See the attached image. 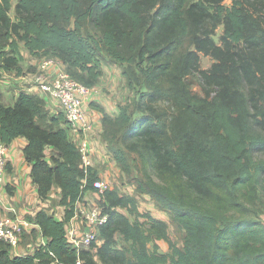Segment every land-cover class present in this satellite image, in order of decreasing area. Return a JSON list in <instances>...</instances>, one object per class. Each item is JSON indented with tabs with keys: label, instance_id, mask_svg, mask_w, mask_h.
<instances>
[{
	"label": "trees",
	"instance_id": "16d2710c",
	"mask_svg": "<svg viewBox=\"0 0 264 264\" xmlns=\"http://www.w3.org/2000/svg\"><path fill=\"white\" fill-rule=\"evenodd\" d=\"M11 1L0 0V79L21 75L20 42L31 55L60 59L88 87L103 75L100 52L120 64L136 97L118 103L117 113L91 103L101 114V139L126 175L136 154L135 192L150 195L184 231L177 246L165 221L139 212L135 196L106 189L100 204L108 220L100 244L80 251L85 264H264V0H17L14 18ZM219 25L220 43L212 36ZM200 53L214 59L208 69H200ZM194 71L203 94L188 83ZM65 125L38 94L21 90L12 104L0 94V141L26 138L38 197L58 187L64 208L62 219L36 212L45 243L32 254L11 255L0 240V264L77 259L64 226L100 177L80 167ZM46 147L53 149L48 159Z\"/></svg>",
	"mask_w": 264,
	"mask_h": 264
},
{
	"label": "built area",
	"instance_id": "2783aa9c",
	"mask_svg": "<svg viewBox=\"0 0 264 264\" xmlns=\"http://www.w3.org/2000/svg\"><path fill=\"white\" fill-rule=\"evenodd\" d=\"M28 78L32 85V93L43 97L46 106L53 103L56 112L58 107L63 113L68 135L81 154L80 167L87 174L88 168L94 166L95 149L90 134L95 129V123L86 110L85 103L90 99L94 86L88 87L72 78L65 71L62 61L56 57H44L40 69ZM8 152L9 145L0 141V192L3 190V193L7 191L5 180L9 161ZM92 189L91 192L94 193L106 190L104 181L101 178L93 180ZM1 200L0 198V203ZM85 201L86 199L83 198V201L76 203L73 216L64 226L65 237L75 248L77 259L72 263H60L55 260L51 264H85L80 257V251L89 249L93 243L100 244L98 231L108 220V213L100 203ZM34 229L39 230L34 216L21 214L11 202L4 205V214L0 216V240L10 248L17 247L21 243L23 234L32 233ZM42 241L37 246L44 245L45 241ZM95 248L96 246L92 250L94 251Z\"/></svg>",
	"mask_w": 264,
	"mask_h": 264
},
{
	"label": "crops",
	"instance_id": "0c3cea01",
	"mask_svg": "<svg viewBox=\"0 0 264 264\" xmlns=\"http://www.w3.org/2000/svg\"><path fill=\"white\" fill-rule=\"evenodd\" d=\"M21 54L23 57L21 61L22 68H28V66H31L28 68L29 70L38 71L40 69L44 57L31 55L28 51H24L22 47ZM102 70L103 75L93 87V92L90 99L85 103V107L95 123V129L90 134L95 149L93 165L96 167L93 166V168L97 171L99 177L107 178L108 171L105 169V166L115 164L116 162L111 153L108 152L106 143L101 139V114L93 108L91 103L95 102L103 106L110 113H117V104L125 102L128 88L126 81L121 74H111V72L107 74L104 67H102ZM21 77V75H16L13 71L2 73L0 79V94L2 101L5 104H12L21 90L32 92V85L31 82H29V78ZM47 109L51 113L56 112L53 103H49ZM26 144L27 140L22 136L15 138L9 144L8 165L11 168H9L10 170H7L5 181L10 189H7L8 187L6 186V193H3V190L0 192V198L2 199L0 203V216L1 214H4V205L11 202L17 209H19L20 213L25 216H29V214L35 216L38 210L45 209L49 213H52L57 219H61L64 215V208L59 203L56 206L52 205L54 198L58 201L60 199V188L54 186L49 193L48 198L43 201L38 197L36 186L33 184L30 175L31 165L27 163L24 158L23 151ZM52 150V147H46L44 153L47 159ZM104 162H109V164ZM84 198H87L86 195H84ZM33 234L35 235L33 236ZM24 235H32V238L35 239L36 243L30 250L28 248L29 246H24L22 244L23 238L26 237ZM40 236L42 235L38 229H34L32 233H24L21 243L17 247L10 248V254H32L40 241H45L44 237Z\"/></svg>",
	"mask_w": 264,
	"mask_h": 264
},
{
	"label": "rangeland",
	"instance_id": "374dc122",
	"mask_svg": "<svg viewBox=\"0 0 264 264\" xmlns=\"http://www.w3.org/2000/svg\"><path fill=\"white\" fill-rule=\"evenodd\" d=\"M16 1L17 0L11 1L12 2V8L10 9L9 14L12 18H14V16H15L14 6H15ZM231 2H232V0H224V3L226 5H230ZM263 21H264V19H263ZM222 31H223V27H222V25H219L212 35L213 38L215 39V41L218 43H220L219 38L222 35ZM20 46L22 47V49L24 51L25 50L27 51V49L23 45V42H20ZM35 56H42L43 57V55H41V53H38ZM98 59H99L101 68L104 67L107 74H109L110 72H111V74L117 73V74H121V76L123 77L122 66L120 64L113 63L109 59V57L107 56V54L105 52H100ZM213 62H214V59L211 56L204 55V54L200 53V69H208ZM29 67H31V66H28V68ZM28 68L24 67L22 69V72H21L22 77L21 78H28L31 74L36 72L34 70H29ZM188 83L194 92L203 94L202 89H203L204 83L202 81V77H201L199 72L194 71L193 73L189 74ZM106 91H108V90H106ZM136 92H137V90L132 91L129 89L127 96L125 98V101L131 102L136 97ZM56 109H58V111H59L58 107H56ZM129 157H130V161H131V165H132V167H131L132 171L128 175H126L120 169V167L118 166L117 163L109 165V166H105V169H107V171H108V176H107V178L100 177L105 183V189H115L120 195L135 196L137 199V207H138L139 212L140 213L148 212V213H150L151 216L158 218V219H162L163 221H165V223L167 224V232H168V235L171 238L172 242L175 243L177 246H181L183 236H184V231L179 229L172 222L169 214L167 212H164V210L160 209L150 195L140 194V193L135 192L133 180L135 178L140 177V174L138 171L139 160H138L135 153H130ZM104 163L109 164V162H104ZM94 167H96V166H94ZM9 168H11V167L8 165V169ZM153 177H154V175H153ZM7 189H10V187L8 186ZM85 195L87 197L86 201H85L86 203H92V202L100 203L101 202L102 198H101L100 193L87 192ZM58 203H59V201L56 198H54L52 205L56 206V205H58ZM262 205L263 206L258 208V210L260 211V213H259L260 219L264 222V202ZM118 210L120 212L124 213L125 215H127L131 221L134 220V217L130 216L126 209L118 208ZM140 219H141V221L145 220L142 217H140ZM34 235L35 234H33V236ZM24 236H26V237L23 238L22 244L24 246H29L28 248L30 250L32 247H34V245L36 243L35 239L32 238V235H30V236L24 235ZM116 241H117L118 246L123 244L121 237L118 234L116 235ZM157 244H158V248H159L160 252L168 253L170 251L169 244L166 241L158 240ZM151 247H152V245H151Z\"/></svg>",
	"mask_w": 264,
	"mask_h": 264
}]
</instances>
